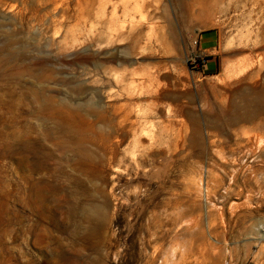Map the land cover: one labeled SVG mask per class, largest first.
<instances>
[{
    "label": "rangeland",
    "instance_id": "rangeland-1",
    "mask_svg": "<svg viewBox=\"0 0 264 264\" xmlns=\"http://www.w3.org/2000/svg\"><path fill=\"white\" fill-rule=\"evenodd\" d=\"M0 264H264V0H0Z\"/></svg>",
    "mask_w": 264,
    "mask_h": 264
},
{
    "label": "built area",
    "instance_id": "built-area-1",
    "mask_svg": "<svg viewBox=\"0 0 264 264\" xmlns=\"http://www.w3.org/2000/svg\"><path fill=\"white\" fill-rule=\"evenodd\" d=\"M208 63L207 59L206 58H193L192 59V66L194 68H198V67H202V66H206Z\"/></svg>",
    "mask_w": 264,
    "mask_h": 264
},
{
    "label": "crops",
    "instance_id": "crops-1",
    "mask_svg": "<svg viewBox=\"0 0 264 264\" xmlns=\"http://www.w3.org/2000/svg\"><path fill=\"white\" fill-rule=\"evenodd\" d=\"M210 41H211L210 39H207V40H205L203 43L206 44L205 46H208V47H209L208 43H209ZM214 65L216 66L215 62H211V68H213Z\"/></svg>",
    "mask_w": 264,
    "mask_h": 264
},
{
    "label": "bare ground",
    "instance_id": "bare-ground-1",
    "mask_svg": "<svg viewBox=\"0 0 264 264\" xmlns=\"http://www.w3.org/2000/svg\"><path fill=\"white\" fill-rule=\"evenodd\" d=\"M102 3H103V2H101V4H102ZM227 69H228V67H227ZM227 69H226V71H227ZM59 115H60V114H59ZM125 118L128 119V118H129V114H126ZM244 120L246 121V119H244ZM134 132H135V133H134V136H135V134L137 133V130H135ZM249 141H250V139H249ZM137 148H138V147H137ZM138 150H139V149H138ZM135 151H136V150H135ZM134 154H135V153H134ZM132 156H133V155H132ZM132 156H131V157H132ZM43 164H44V163H43Z\"/></svg>",
    "mask_w": 264,
    "mask_h": 264
},
{
    "label": "trees",
    "instance_id": "trees-1",
    "mask_svg": "<svg viewBox=\"0 0 264 264\" xmlns=\"http://www.w3.org/2000/svg\"><path fill=\"white\" fill-rule=\"evenodd\" d=\"M213 60V58H211ZM216 72H219V64L217 63V67L215 68Z\"/></svg>",
    "mask_w": 264,
    "mask_h": 264
}]
</instances>
